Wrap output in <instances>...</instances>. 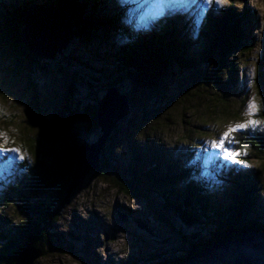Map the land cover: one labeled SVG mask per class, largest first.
Instances as JSON below:
<instances>
[{"label": "rangeland", "instance_id": "obj_1", "mask_svg": "<svg viewBox=\"0 0 264 264\" xmlns=\"http://www.w3.org/2000/svg\"><path fill=\"white\" fill-rule=\"evenodd\" d=\"M33 1H37L34 4L43 5L46 0H0V3L3 2L10 10L15 9V13L7 20L15 25L17 14L21 12V8L17 7ZM92 1L102 3L96 13L87 12L92 19H104L125 11L129 16L135 14L133 24H129L133 27L140 25L143 29L149 24L148 19L154 18L162 7L161 0ZM169 6L173 12L187 14H169L162 19L179 22V36L188 39H194L197 24L205 14L211 13L219 17L230 7H234L235 20L241 19V30L246 31L245 27L251 26L248 36L245 34V44L251 43L253 48L246 54L240 51L239 55H234L239 69L236 87L233 85L234 88H227L222 92L211 78L209 84H206L202 76L206 69L202 67L194 78L170 85L164 99L149 104L148 114L138 112L134 130L126 127L131 114L124 118L118 124L115 137L106 141L104 148L113 158L129 152L132 149L131 143L157 146L173 153L180 151L184 155V150L191 145L190 141L198 138L199 145L191 146L193 154L219 160L220 156L214 154L205 142L218 139L230 125L247 120L249 103L256 105L257 110L251 118L258 123L234 133V141L241 143L238 138L241 139L246 133L253 136L264 132V0H223L220 5L215 0L210 4H204L202 0H169ZM245 11L251 14L250 20L241 18ZM5 14L0 8V22H3ZM108 34L109 41L115 46L110 47L103 42L102 37L91 42L74 37L55 60L46 61L43 68L33 65L34 83L39 85L41 92L38 115L28 110L31 93L27 75L11 77L6 71L9 61L4 60L2 64L0 60V130L9 138L10 143L6 147L19 148L25 154L24 149L30 145L28 139H32L33 147L40 152H45L47 148L54 149L64 140L70 141L69 125L90 123L84 107L104 93L109 79L117 82L121 92L131 89L130 80L123 74L118 75L116 70V75L111 74L109 63L112 62L106 60L107 55L114 53L125 39L111 28L108 29ZM204 48L205 44L201 41L188 52L194 51L198 57L203 54ZM96 54H99L98 58L91 57ZM258 63L262 66V77H257ZM216 67L214 63L207 74H213ZM99 69H102V74H97ZM87 73H93L97 77L93 79ZM224 79L228 81L227 76ZM87 93L90 96H86ZM69 94H73V98ZM68 104L73 109L64 111ZM244 143L251 144L246 141ZM234 150L243 151L235 147ZM251 151L253 150L249 148L246 150V154L251 157L249 169L257 167L259 163L256 154ZM10 160L14 161V157ZM141 167L146 172L152 169V164L143 163ZM10 173L6 174L8 178L23 177L18 167ZM141 174L136 177L137 180L134 178L138 189L144 193L139 197L124 196L113 184L96 176L94 172L88 174L68 199L56 204L60 215L58 231L72 253L59 252L41 256L35 264H112V261L115 264L141 261L139 263L143 264L142 262L151 258L152 263L167 264L175 257L186 256L193 246L209 238L208 232L200 228L196 230L195 239H192L190 233L195 228H187L178 215L167 210L165 201L160 199L161 195L157 192L160 190L153 189L155 186L151 184L149 186V182ZM29 194H35L36 200L47 197L42 192ZM56 195L57 193L52 194L51 199ZM18 209L13 207L7 211L13 225L24 217ZM181 234H186L188 241L184 242Z\"/></svg>", "mask_w": 264, "mask_h": 264}, {"label": "trees", "instance_id": "obj_2", "mask_svg": "<svg viewBox=\"0 0 264 264\" xmlns=\"http://www.w3.org/2000/svg\"><path fill=\"white\" fill-rule=\"evenodd\" d=\"M34 2L37 1L17 7L21 8V12L17 14L18 25L7 21L15 13V9L10 10L3 2L0 3L1 11L6 13L3 15V22H0V60L2 64L4 60L9 61L6 71L11 77L27 75L31 93L28 110L38 115L41 92L39 85L34 83L33 65L43 68L44 62L24 49L20 37L21 17L29 7L35 5ZM43 4L66 10L76 36L85 42L102 37L103 42L110 47L115 46L109 41V28L125 39L114 53L107 55L106 60L112 62L109 63L111 74L116 75V70L118 75L123 74L132 84L128 92H123L128 95L132 106L131 117L128 118L130 114L126 117V127L129 130L136 128L135 118L138 112L148 114L149 104L164 99L170 85L194 78L201 72L202 67L206 69L202 75L206 84H209L211 78L214 80L213 84H217L222 92L227 88H234L233 85L236 87L239 69L234 55H239L240 51L246 54L253 48L251 43L245 44V34L248 36L251 26L245 27L246 31L241 30V19L235 20L234 7H230L219 17L211 13L205 14L197 24L194 39H188L179 36V22L174 20L167 22L166 19H161L153 22L154 18H149L145 29L140 25L133 27L131 24L135 14L129 16L125 11L112 17L94 20L87 12H97L102 4L97 1L46 0ZM241 18L250 20L252 17L245 11ZM201 41L205 44L203 54L197 57L194 51L188 52ZM98 56L99 54L91 55L92 58ZM214 63L217 65L216 70L209 76L207 70L210 71ZM261 69L262 66L258 63L257 77L261 76ZM97 72L102 74L103 71L99 69ZM226 76L228 81L224 79ZM92 77L95 79L97 75ZM111 85L120 89L116 81L109 79L105 87ZM86 96L90 95L87 93ZM97 99L98 97L84 107L90 123L69 125L70 141L64 140L56 148H47L45 152H40L34 148V140L28 139L29 146L22 143L26 147L23 160L14 158L11 161V154L0 157V264H15L25 246L40 249L42 256L59 252L72 253L58 231L60 215L56 204L65 201L72 194L67 196V187L73 176L79 145L85 141H95L100 134L95 113ZM68 109L65 108L64 111ZM118 129L107 141L115 137ZM238 140L241 143L234 141L228 145L232 149L235 147L243 150L235 158L240 161L236 165L226 160H216L215 157L205 159L202 154L194 155L191 146L199 145L196 138L190 141L191 145L184 150V155L180 151L173 153L169 149L165 151L157 146L133 143L130 145L132 149L118 158H113L103 150L101 166L92 172L113 184L124 196L136 197L144 194L134 182V178L142 173L149 186L151 184L155 186L153 189L160 190L157 192L161 195L160 199L165 201L166 209L178 215L187 228H195L190 233L192 239H195L196 230L200 228L208 232L209 238L193 246L190 253L184 257H175L167 263L179 264L183 258L190 257L215 241L235 238L241 230L255 229L264 232V132L253 136L246 133ZM245 141L251 144H245ZM106 144L107 142L104 148ZM248 148L253 150L251 153H255L259 160L257 167L253 169L248 167L251 159L246 154ZM143 163L152 164V169L145 172L141 167ZM17 167L23 177L8 178L6 174L15 171ZM28 192H42L47 197L36 200L35 194L30 195ZM54 193L57 195L51 199ZM13 207L19 208L24 215L14 225L7 215V211ZM69 235L73 236L72 233ZM181 237L184 242L188 241L186 234H181ZM139 262L122 263L140 264ZM152 262L151 258L142 263L155 264ZM112 264L115 262L112 261Z\"/></svg>", "mask_w": 264, "mask_h": 264}, {"label": "water", "instance_id": "obj_3", "mask_svg": "<svg viewBox=\"0 0 264 264\" xmlns=\"http://www.w3.org/2000/svg\"><path fill=\"white\" fill-rule=\"evenodd\" d=\"M20 23L24 49L44 63L55 60L70 41L77 37L68 12L58 6L32 5L22 15ZM15 24L19 23L15 21ZM103 92L97 96L95 103L100 134L95 141H85L79 145L67 196L88 174L100 168L101 153L106 141L117 129L119 122L132 111L128 95L116 86H108ZM73 94H69V97L73 98ZM65 107L69 108L68 111L73 109L70 104ZM41 256L40 249L25 246L15 264H34ZM179 264H264V232L255 229L241 230L235 238L215 241L190 257L183 258Z\"/></svg>", "mask_w": 264, "mask_h": 264}, {"label": "snow or ice", "instance_id": "obj_4", "mask_svg": "<svg viewBox=\"0 0 264 264\" xmlns=\"http://www.w3.org/2000/svg\"><path fill=\"white\" fill-rule=\"evenodd\" d=\"M202 2L204 4H210L212 3V0H202ZM222 2L223 0H215V3L217 5L222 4ZM161 4H162L161 10L155 15L153 22H155V20L162 19L169 14L173 16L178 14L179 15L187 14L183 12L171 11V8L169 6V0H161ZM256 110H257L256 105L254 103H249L248 110L246 113L249 118L244 122L230 125L226 131L220 134L218 139L212 141H206L205 143L208 145V148H210L214 154H218L220 158L223 160L240 163V161H237L235 159L240 154V151L234 150L228 145L234 142V137H233L234 133L246 129L250 126H255L258 123L257 121L251 118L252 115L256 112ZM9 143L10 141L7 134L4 131L0 130V157L5 156L6 154H12L15 159L23 160L25 157L19 148L6 147V145ZM11 143H14V141H11Z\"/></svg>", "mask_w": 264, "mask_h": 264}]
</instances>
